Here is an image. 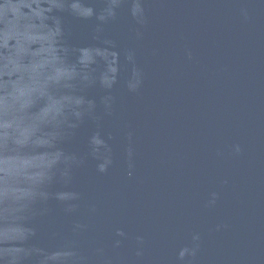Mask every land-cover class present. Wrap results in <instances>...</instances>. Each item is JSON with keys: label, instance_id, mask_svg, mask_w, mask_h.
Returning <instances> with one entry per match:
<instances>
[{"label": "water", "instance_id": "water-1", "mask_svg": "<svg viewBox=\"0 0 264 264\" xmlns=\"http://www.w3.org/2000/svg\"><path fill=\"white\" fill-rule=\"evenodd\" d=\"M0 264H264V0H0Z\"/></svg>", "mask_w": 264, "mask_h": 264}]
</instances>
